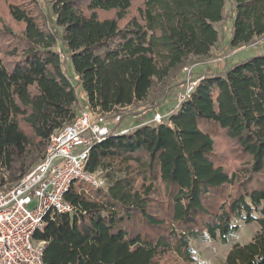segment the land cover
<instances>
[{"label": "trees", "instance_id": "obj_1", "mask_svg": "<svg viewBox=\"0 0 264 264\" xmlns=\"http://www.w3.org/2000/svg\"><path fill=\"white\" fill-rule=\"evenodd\" d=\"M0 1L22 26L0 29V185L5 173L8 183L24 176L79 115L59 41L88 110L109 115L206 60L225 8V0H52L47 26L29 0ZM233 3L229 44L248 46L264 36V0ZM198 80L161 124L138 122L91 148L86 168L105 172L107 187L68 191L73 212L47 217L35 235L43 264H193L190 243L218 238L231 245L224 264H264V51ZM217 135L244 160L234 172L216 163ZM237 220L258 224L250 242L233 243Z\"/></svg>", "mask_w": 264, "mask_h": 264}, {"label": "built area", "instance_id": "obj_2", "mask_svg": "<svg viewBox=\"0 0 264 264\" xmlns=\"http://www.w3.org/2000/svg\"><path fill=\"white\" fill-rule=\"evenodd\" d=\"M191 73L192 68L183 69L177 106L190 97L199 81L191 79ZM107 118L81 109L71 123L49 137L44 156L35 167L11 186L0 185V264H43L45 242L36 241L35 235L43 230L47 217L73 212L64 197L73 185L106 189V182L86 168L89 152L112 132L128 131L119 130V115L113 116V121ZM164 119L157 114L144 125L161 124Z\"/></svg>", "mask_w": 264, "mask_h": 264}, {"label": "rangeland", "instance_id": "obj_3", "mask_svg": "<svg viewBox=\"0 0 264 264\" xmlns=\"http://www.w3.org/2000/svg\"><path fill=\"white\" fill-rule=\"evenodd\" d=\"M19 1V0H18ZM32 4H35L40 13L47 19V26L51 25V21L54 18L53 12H51L50 5L52 0H29ZM224 17L220 23L214 27L219 36L218 42L212 49V52L206 60L188 62L178 73L177 77L170 78L164 89L159 90L153 88L150 92V97L146 102L136 104V106L130 108H123L119 112H113L108 115L109 121H113V116H120V125L122 127L119 130H131L136 127L138 122H148L154 115H160L165 117L172 112L178 104V93L182 87L183 69L185 67L192 68L191 79H198L202 76L212 73H221L227 69L232 63L237 60L249 58L255 54L262 53L264 51V36L255 38L248 46H240L232 48L229 42L232 39V25L235 14V7L233 0H225L224 2ZM133 14V13H132ZM100 17H110L112 12L100 13ZM6 27L10 28L15 33H20L22 30L21 24H17L10 18L7 11V4L0 1V29L5 30ZM55 30L58 31L57 28ZM5 45L2 44L1 48ZM61 41H59L55 47V50L61 55L62 69L70 77V81L74 84L75 94L78 98L77 111L81 109H87L85 99L81 93V86L77 85L76 78L69 62V55L66 50H62ZM166 90L167 96L165 99L164 91ZM119 132V131H118ZM237 149L231 141L225 136H219L215 138L214 153L216 154V163L221 164L230 173L234 172L239 166H241L244 160L237 154ZM38 164H34L31 168ZM28 171H30V169ZM105 172H97L96 175L101 180H104ZM6 185L11 186L14 182L8 183V176L5 173ZM105 182V180L103 181ZM107 187V182L105 184ZM257 215H254L256 217ZM237 227V233L233 239V243L245 244L250 242L255 233L259 231L258 224L256 222L252 224H246L243 221H235ZM191 251L193 252L194 263L193 264H224L225 257L230 251L231 245H222L219 238L216 240L208 241L205 243L191 242Z\"/></svg>", "mask_w": 264, "mask_h": 264}, {"label": "crops", "instance_id": "obj_4", "mask_svg": "<svg viewBox=\"0 0 264 264\" xmlns=\"http://www.w3.org/2000/svg\"><path fill=\"white\" fill-rule=\"evenodd\" d=\"M82 96H83V94H82ZM84 97V96H83ZM84 99H85V97H84Z\"/></svg>", "mask_w": 264, "mask_h": 264}]
</instances>
